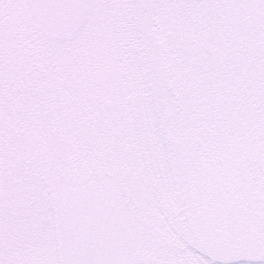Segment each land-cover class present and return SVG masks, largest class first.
Segmentation results:
<instances>
[{
    "label": "snow or ice",
    "instance_id": "1",
    "mask_svg": "<svg viewBox=\"0 0 264 264\" xmlns=\"http://www.w3.org/2000/svg\"><path fill=\"white\" fill-rule=\"evenodd\" d=\"M0 264H264V0H0Z\"/></svg>",
    "mask_w": 264,
    "mask_h": 264
}]
</instances>
